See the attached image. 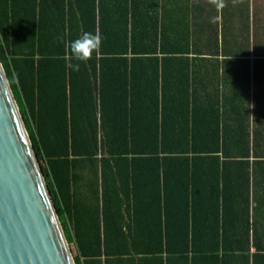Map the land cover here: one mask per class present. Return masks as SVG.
Listing matches in <instances>:
<instances>
[{
    "label": "trees",
    "instance_id": "obj_1",
    "mask_svg": "<svg viewBox=\"0 0 264 264\" xmlns=\"http://www.w3.org/2000/svg\"><path fill=\"white\" fill-rule=\"evenodd\" d=\"M84 32L102 37L86 63L65 48ZM165 44L135 0H0V60L75 264H249L247 128L200 109L199 56Z\"/></svg>",
    "mask_w": 264,
    "mask_h": 264
},
{
    "label": "crops",
    "instance_id": "obj_2",
    "mask_svg": "<svg viewBox=\"0 0 264 264\" xmlns=\"http://www.w3.org/2000/svg\"><path fill=\"white\" fill-rule=\"evenodd\" d=\"M135 1L137 15L158 20V30L167 39L165 48H175L176 38L184 36L188 48L199 56L188 75L200 109L223 111L234 116L236 129L247 128L248 257L249 264H264V0H222L219 8L211 0ZM106 14H111L108 8ZM252 146L257 155H252ZM235 191L227 202L231 225L240 220L241 201Z\"/></svg>",
    "mask_w": 264,
    "mask_h": 264
},
{
    "label": "water",
    "instance_id": "obj_3",
    "mask_svg": "<svg viewBox=\"0 0 264 264\" xmlns=\"http://www.w3.org/2000/svg\"><path fill=\"white\" fill-rule=\"evenodd\" d=\"M0 264H75L1 60Z\"/></svg>",
    "mask_w": 264,
    "mask_h": 264
},
{
    "label": "clouds",
    "instance_id": "obj_4",
    "mask_svg": "<svg viewBox=\"0 0 264 264\" xmlns=\"http://www.w3.org/2000/svg\"><path fill=\"white\" fill-rule=\"evenodd\" d=\"M216 7H222V0H211ZM102 45V37L99 33L84 32L74 41L65 44L73 60L86 63L93 58V54L99 56ZM69 68L75 71L80 70V63H69Z\"/></svg>",
    "mask_w": 264,
    "mask_h": 264
},
{
    "label": "rangeland",
    "instance_id": "obj_5",
    "mask_svg": "<svg viewBox=\"0 0 264 264\" xmlns=\"http://www.w3.org/2000/svg\"><path fill=\"white\" fill-rule=\"evenodd\" d=\"M68 249H69L70 254H71L72 258H73V256L75 255V249H74V247L73 246H68Z\"/></svg>",
    "mask_w": 264,
    "mask_h": 264
}]
</instances>
